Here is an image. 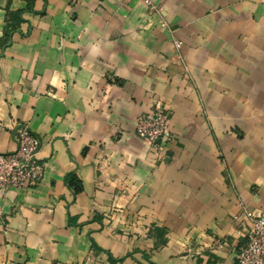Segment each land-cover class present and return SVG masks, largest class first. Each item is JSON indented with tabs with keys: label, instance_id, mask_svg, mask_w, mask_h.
<instances>
[{
	"label": "crops",
	"instance_id": "obj_1",
	"mask_svg": "<svg viewBox=\"0 0 264 264\" xmlns=\"http://www.w3.org/2000/svg\"><path fill=\"white\" fill-rule=\"evenodd\" d=\"M154 1L0 0V153L23 124L45 164L0 189V264H238L264 216V0ZM157 105L163 149L135 132Z\"/></svg>",
	"mask_w": 264,
	"mask_h": 264
},
{
	"label": "built area",
	"instance_id": "obj_2",
	"mask_svg": "<svg viewBox=\"0 0 264 264\" xmlns=\"http://www.w3.org/2000/svg\"><path fill=\"white\" fill-rule=\"evenodd\" d=\"M150 9L158 8L154 0H142ZM177 46L180 43L177 42ZM136 134L158 149L172 139L171 115L157 105L151 113L137 117ZM17 147L14 151L0 153V189H23L41 180L45 164L38 158L41 141L27 125L15 130ZM249 228L245 240L238 247V264H264V216L254 210H245Z\"/></svg>",
	"mask_w": 264,
	"mask_h": 264
},
{
	"label": "rangeland",
	"instance_id": "obj_3",
	"mask_svg": "<svg viewBox=\"0 0 264 264\" xmlns=\"http://www.w3.org/2000/svg\"><path fill=\"white\" fill-rule=\"evenodd\" d=\"M157 7H158V5H157ZM149 9H150V8H149ZM150 10L157 11V10H159V8H156V9H150ZM236 130H238V129H236ZM238 136H239V137H243V133H242V131H241V132L238 131ZM152 226H153V225H152ZM153 231H154V229H153V227H152V228L148 231V233H147L148 236L151 237V238H152V236H153ZM161 242H162V243H165L166 241H165L164 239H162ZM161 242H158V241H157V243H155L154 248H157L158 244L161 243Z\"/></svg>",
	"mask_w": 264,
	"mask_h": 264
},
{
	"label": "trees",
	"instance_id": "obj_4",
	"mask_svg": "<svg viewBox=\"0 0 264 264\" xmlns=\"http://www.w3.org/2000/svg\"><path fill=\"white\" fill-rule=\"evenodd\" d=\"M18 14V13H17ZM16 14L15 18L18 19V15ZM71 184L75 185V189L76 190H80L82 187H81V184H79L78 181H71Z\"/></svg>",
	"mask_w": 264,
	"mask_h": 264
}]
</instances>
